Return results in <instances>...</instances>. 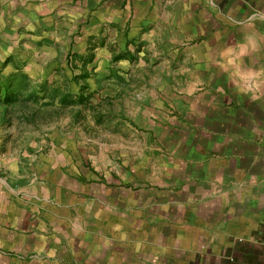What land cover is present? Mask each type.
Wrapping results in <instances>:
<instances>
[{
    "label": "crops",
    "instance_id": "1",
    "mask_svg": "<svg viewBox=\"0 0 264 264\" xmlns=\"http://www.w3.org/2000/svg\"><path fill=\"white\" fill-rule=\"evenodd\" d=\"M0 22L30 77L85 54L125 86L115 140L0 160V264H264V0H0Z\"/></svg>",
    "mask_w": 264,
    "mask_h": 264
},
{
    "label": "rangeland",
    "instance_id": "2",
    "mask_svg": "<svg viewBox=\"0 0 264 264\" xmlns=\"http://www.w3.org/2000/svg\"><path fill=\"white\" fill-rule=\"evenodd\" d=\"M3 26L0 22V30ZM75 41L80 48L85 46L80 38H76ZM18 43L13 35L0 37V77L12 76V91L8 96H0V160L14 162L24 154L32 155V149L37 147L29 149L30 144L36 145L42 141L68 140L69 143L74 140V129L77 130L75 136L80 138L78 141L88 146L92 140L104 143L121 136L117 122L122 106L118 94L124 92L125 86L119 83L123 75L116 65L107 67V64L96 63L95 68L91 66V70L89 67L88 71L87 64L90 61L84 58L85 54L79 59H70L68 55L66 59L62 58L59 61L65 63V60L69 59L68 65L73 69L61 70L57 65L49 69L50 61L44 75L41 74L43 65L34 66L38 68L35 76L38 77L40 73V79L41 77L47 79H34L24 71L15 69L16 67L10 63L11 52L23 54L17 46ZM51 56L50 54L48 57ZM145 69L150 72V69ZM137 72L130 69L127 73L133 77ZM76 76H91L97 80L95 94L99 97L103 94L116 96H107L98 101L96 96L89 94L90 84L85 80L80 82L72 78ZM69 94L66 99L65 96ZM48 150L47 148L46 151ZM66 150L70 153L72 149Z\"/></svg>",
    "mask_w": 264,
    "mask_h": 264
},
{
    "label": "trees",
    "instance_id": "3",
    "mask_svg": "<svg viewBox=\"0 0 264 264\" xmlns=\"http://www.w3.org/2000/svg\"><path fill=\"white\" fill-rule=\"evenodd\" d=\"M12 88V76L8 75V76H1L0 77V96L4 95V96H8L10 94V92ZM69 95H66V99L67 97H69Z\"/></svg>",
    "mask_w": 264,
    "mask_h": 264
}]
</instances>
